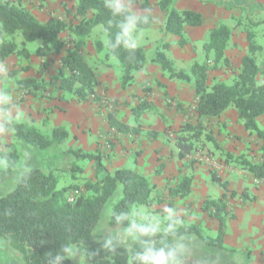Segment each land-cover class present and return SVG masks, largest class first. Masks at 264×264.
<instances>
[{
    "label": "trees",
    "instance_id": "trees-1",
    "mask_svg": "<svg viewBox=\"0 0 264 264\" xmlns=\"http://www.w3.org/2000/svg\"><path fill=\"white\" fill-rule=\"evenodd\" d=\"M114 3L106 0H77L73 16L65 23L56 17L41 22L19 0H0V61L11 56L29 58L26 44L40 41L34 55L47 58L53 53L59 56L57 74L47 84L78 101L102 103V98L95 93L100 82L84 57L92 29L100 25L106 32V46L97 44L95 49L104 50L106 58L118 59L122 73L121 87L124 89L131 85L134 73L147 64L142 48L127 45L126 26L131 23L137 29H146L152 24L150 15L135 16L123 4H120L119 9L114 8ZM172 4V0L158 2L159 10L165 14L163 32L178 37V44L185 45V28L201 26L202 15L192 10H175ZM143 7L147 8V5L143 4ZM70 13L69 10L66 15ZM64 31L72 38V46L67 51H64L65 42L61 38ZM245 35L247 52L240 60L239 70L232 72L234 78L231 84L224 81L209 83L211 71L232 67L225 55L231 29L223 24L209 31L207 41L202 46L204 61L192 65L191 76L175 71L164 52L157 51L150 62L167 73L169 79L192 83L196 98L194 111L198 117L216 118L233 108L248 135L255 136L260 142V162L251 161L244 155L234 157L223 152L207 130V125L187 122L179 127L175 136L179 159L192 153L199 142H207L223 153L226 163L235 160L239 168L264 182V128L258 123V119L264 116V84L259 82L260 76H264V61L263 66L259 67L256 59V53L263 48L256 43L254 32L247 30ZM17 36L22 39L20 47L15 42ZM164 46L168 48L167 44ZM44 83V80L24 79L18 85L36 95ZM142 106H138L134 113H140ZM51 111L48 110L49 113ZM107 121L111 128L121 134L132 131L130 126L117 121L112 113H108ZM43 123H48V116ZM2 128L22 145L21 149L34 147L48 151L69 137L63 127L54 128L51 137H47L29 123L12 118H6ZM5 146L15 149L13 144ZM69 154L94 164L95 177L86 179L82 187L68 185L59 188V179L52 170L31 167L20 173L10 191L0 196V236L8 239L10 246L21 254L26 264H79L65 256L64 248L68 246L78 248L86 264H155L157 257L163 259L165 264H212L185 254L176 240L194 236L207 247L223 248L226 220L234 217L228 211L225 194L217 199L205 200L202 205V210L218 223L215 237L203 236L198 226L185 224L180 216L170 217L165 230L138 226L132 218L133 210L154 201L156 186L134 169L116 168L108 172L103 156L98 151L88 154L77 149ZM18 157L19 154L14 150L9 154L0 150V159L7 160L10 165L6 172L16 166ZM160 167L155 170V174L160 172ZM70 171L75 175L82 172V168L72 166ZM211 180L226 191L227 182L214 172L211 173ZM191 183L190 176L182 178L168 190L169 195L175 199L186 198L190 194ZM118 187H121V195L116 199ZM71 190H74V195L73 200L69 201L68 192ZM234 196L232 192L230 197ZM109 206L111 214L100 228L101 217ZM122 229L133 232V240L129 243L113 236L112 232ZM57 256L62 259L57 260Z\"/></svg>",
    "mask_w": 264,
    "mask_h": 264
},
{
    "label": "crops",
    "instance_id": "crops-1",
    "mask_svg": "<svg viewBox=\"0 0 264 264\" xmlns=\"http://www.w3.org/2000/svg\"><path fill=\"white\" fill-rule=\"evenodd\" d=\"M39 1L42 6L41 10H58V6L55 7L56 0ZM57 1H61V12H64L65 9H70L73 12L76 7L74 0ZM107 1L123 4L137 16L150 14L154 18L151 27L161 29V38L168 43L167 50L173 58L180 59L188 53L191 60L196 57V48L192 49L191 46L197 42H201L203 46L207 41L209 31L217 27L218 20H226L233 8L241 7L250 13V9H258V3L264 5V0H177L175 3L177 10H192L202 15L201 26L185 28L184 34L189 42L183 46L177 43L178 37L162 32L164 14L159 10V0ZM143 4H146L147 8L143 7ZM26 9L41 22L48 19L42 13L43 11L37 8L27 6ZM209 14L213 15L214 19L211 24L205 26L204 18L206 15L211 16ZM245 38V33L234 28L225 53L230 63L236 66L237 71L242 56L247 52ZM190 44L192 45L190 46ZM84 57L87 64L95 70L96 77L100 82L95 93L99 97L105 95L107 99L111 100L112 107H114L112 112L101 107L99 103L67 98L66 94L62 92L61 101L59 99L49 101L34 98L31 93H28V90L21 89L18 83L24 79H39L41 81L45 79L44 81H47L49 74L46 71L49 68L46 70L40 64L47 61L48 57L41 58L30 54L29 58L24 59L23 57L11 56L5 61H0V124L5 117L20 122L28 123L35 120L39 123L48 116L43 109H47L48 112L52 108L48 122L51 120L56 127L63 128H66L67 124H71L72 135L68 134L74 139L79 149L88 154L100 152L108 172L116 168H126L127 162L132 160L134 170L147 178L149 177L150 182L156 186V191L153 194L154 201L151 203L154 209L165 207L163 203H159L160 206L156 204L158 203L156 197L160 196L167 188L178 184L179 177L190 176L192 178L190 194L184 199H177L186 201L185 208L182 209L181 213V207L177 206V212L172 217H182L185 224L196 225L201 229V232L203 228L207 232H217L218 229L217 221L202 210L203 202L220 198L225 194L228 200L227 205L230 202L233 205V207H227L229 213L234 217L226 220L223 246H236V238L240 236V232L245 231L241 224L243 218L250 220L248 225L249 228H252L251 226H257L259 220L264 217V182L257 181L250 173L241 168L235 169V171H221L218 176L222 181L227 182L225 191L218 184L212 182L211 174L204 172L206 169L204 166L197 164L190 166L187 163V157L179 159L176 140L169 139L167 133L164 134L167 128L178 130L181 125L187 122L191 124L204 123L208 125L209 131L223 152L233 154L234 157L244 155L251 161L260 162V142L255 136L248 135L239 122L236 111L229 108L216 118L198 117L193 109L196 105V98L192 83L184 84L175 79H169L163 74L159 66L147 63L143 69L134 73L136 84L127 89H121L117 83L118 79L109 76V67L97 62L100 60L99 53L88 40ZM173 58L170 56V61ZM97 66L100 67V70ZM20 67L27 69L19 72ZM101 69H106V71ZM19 75L21 78H17ZM7 76H13L14 80L11 82L13 87H10L12 84L8 83L9 85H7ZM214 76L216 77V74L212 72L210 78ZM260 80L264 84V76ZM219 81L224 80L219 79ZM7 87H10L9 91L6 90ZM162 96L174 99L176 101L174 103L177 104L176 108L171 106L166 108L162 103ZM21 98L23 101L19 102ZM142 101H144V105L140 110L141 117L137 120V125L130 124L129 117L135 114V107ZM108 113H112L117 121L130 126L132 131L121 134L111 128L107 121ZM258 123L261 128H264V116L258 119ZM3 132H0L1 137L4 136ZM7 134L9 133L7 132ZM160 165L162 166L160 172L155 174V170ZM205 174L210 176L208 183L204 182L205 180L202 178ZM207 186L220 188L217 197L210 194ZM232 192L235 193L234 197H230ZM215 260L217 261V259ZM217 262L218 264H232L227 261H219V259ZM258 264H263L262 259L259 258Z\"/></svg>",
    "mask_w": 264,
    "mask_h": 264
},
{
    "label": "rangeland",
    "instance_id": "rangeland-1",
    "mask_svg": "<svg viewBox=\"0 0 264 264\" xmlns=\"http://www.w3.org/2000/svg\"><path fill=\"white\" fill-rule=\"evenodd\" d=\"M14 2H17L18 0H11ZM21 5L24 7L31 6L32 8H37L38 10H41L42 6L39 0H19ZM75 3L77 4V0H74ZM107 1V0H106ZM177 0H172V7L175 8V3ZM117 3V2H116ZM67 4V3H66ZM58 6V7H57ZM55 7L58 8V10H53V11H48V10H41L43 11L44 15H46L47 18L49 17H56L59 20H62L65 23H68L73 16V13L71 12L68 16L66 15V12L69 11L70 9H65L64 12H61V1H55ZM254 7V5H253ZM257 8V7H256ZM72 11V10H70ZM133 15V11H131ZM147 15V14H146ZM150 15V14H148ZM211 15V14H209ZM137 16V15H135ZM143 16V15H142ZM222 17V15H220ZM224 17V13H223ZM152 19V24L154 23V18L151 17ZM205 26H208L213 22V15L211 16H205ZM164 21H165V14H164ZM264 5L258 3V9H250V13H248L246 10H244L241 7L233 8L230 11V14L226 17V20H218L217 26L224 24L229 29H231V32L234 30V28H237L240 32L246 33L247 30L254 32L255 33V41L258 45H260L263 49L259 52L256 53V59H257V64L259 67L263 66V61H264ZM238 24V26H237ZM149 27L146 29H137L133 24L129 23L126 26V35H127V45L130 47H139L144 50L145 56L147 63L151 64L150 59L155 55L157 51L164 52L166 57L170 60V56L173 58L172 54L168 52V48H166L164 45L168 43L164 42V39L161 38L160 28H154V27ZM163 32V28H162ZM164 33V32H163ZM185 40L189 42L187 36L184 34L183 35ZM64 42H65V49L64 51H67V49L71 46L72 43V38L69 36L67 31H64L62 33L61 37ZM21 37L17 36L15 37V42L19 45L21 41ZM92 43L94 47H96L97 44H101L103 46H106L107 44V34L104 31L102 26H96L95 28L92 29V32L90 34V37L87 39ZM157 41V42H155ZM178 43V42H177ZM40 41H35L33 43H27L25 48L29 51L30 54L34 55V51L36 50L37 47L40 46ZM187 45V43L185 44ZM192 44H190L191 46ZM194 46H191L192 49H195V54L196 57L195 59H190L188 57V53H186L185 57H180V59L173 58L171 61L172 66L175 71H182L185 74L191 76V67L195 62H200L202 63L204 61L205 55L202 49V44L201 42H197L193 44ZM169 46V45H168ZM184 46V45H183ZM20 47V45H19ZM100 56V60L97 62L101 64H105L106 66L109 67V76L111 75L113 79H118L117 83L119 84L120 88L121 87V68L119 66V61L115 57H108L106 59L105 56V51H97ZM237 57V56H236ZM22 58V57H20ZM239 58V56H238ZM25 59V58H24ZM47 61H43L40 65L44 66V68L47 70L46 72L49 74L47 75V81L42 85V90H39L36 92V95H33L34 98L37 99H44V100H56L59 99L61 101V91L56 90L57 87L55 86H50L47 84V82L56 76L57 74V69L59 65V56L51 53L48 56ZM56 62V63H55ZM98 63V66H100ZM104 65V66H105ZM97 66V67H98ZM21 68V67H20ZM24 68V67H22ZM21 68V69H22ZM21 69L18 71L21 72ZM100 70V67H98ZM104 70V69H101ZM106 71V69L104 70ZM236 71V66L232 63V67H221L218 70H213L210 72H213V74H216V77L210 78L209 75V83H212L213 81H219V79H223L226 84H231L233 81V74L232 72ZM45 72V73H46ZM168 77L167 73H163ZM221 77H219V76ZM13 76H7L6 77V82L7 85L12 84L11 82L14 80L12 78ZM263 76H260L259 82H261V78ZM21 76L19 75V77ZM46 78V77H45ZM39 80V79H37ZM45 80V79H44ZM181 83H191V82H184L181 80H177ZM9 83V84H8ZM136 82L133 80L131 85L125 87L124 89H127L131 87L132 85H135ZM104 85H107V83H104ZM14 85L12 84L13 87ZM18 86V85H17ZM7 87L6 90L9 91V88ZM32 95V94H31ZM67 98L70 96L66 94ZM102 98V103L101 107L109 109L111 112L114 109L112 107V102L111 100L107 99L105 95H100ZM171 100L172 102H170ZM23 101L21 98L19 102ZM144 101H142L139 105H137L135 108L138 106H141ZM170 102V103H169ZM176 102L174 99L167 97V96H162V103L164 106L167 107H175L176 108ZM52 109V108H51ZM47 109H43L44 113L48 115L49 118V112L46 111ZM53 110V109H52ZM52 112V111H51ZM141 117L140 113L138 114H132L129 117V123L133 125H137V120ZM6 117L4 118V120ZM36 119V118H35ZM3 120V121H4ZM2 121V123H3ZM2 123L0 124V132L4 131L2 128ZM31 126H34L38 131L46 135L47 137H51L52 130L56 128L54 125V122L51 120L44 124L43 121L37 123L35 120L32 122H28ZM58 127V126H57ZM65 130L72 135L71 132V124H67ZM207 130H209L208 125H207ZM168 131V132H167ZM6 132V131H4ZM4 136H0V150L1 152L5 154L11 153L13 150L19 154L18 157V162L15 167H12L11 170L6 172L7 168H10V165L8 166L7 160L5 159H0V196L6 194L8 191H10L14 185L15 181L17 180V177L22 173L23 171L31 168V167H38L44 170H52L53 173L58 177L59 179V185L58 187H65L68 185H78L82 187L83 183L86 181V179H93L95 177L94 175V164H91V161L89 160H84L78 157H75L72 154H69L70 151H76L79 149V146L76 144L74 139L72 137H68L65 139L63 142L54 145L52 149L48 151H43V150H37L34 147H28L21 149L19 143L15 142L12 138V134H7L4 133ZM177 129L172 130L170 127L167 128L164 131V134L167 133V136L169 139L175 140ZM211 133V132H210ZM6 134V138H5ZM155 136V134H153ZM110 139H108L109 141ZM110 142V141H109ZM5 144H13L14 148L12 149L9 147H6ZM198 152H204L212 161L214 165L208 164L204 161H197L195 159V155ZM233 156V154H231ZM237 157V156H236ZM187 163L191 165L197 164L200 166H204L205 171L209 174L214 172L215 174L218 175L221 171H228V170H233L235 169L239 170V166L236 164L235 160H231L228 163H226L224 160V155L221 151H217L213 148L212 144L210 143H203V141L199 142L195 149L192 151L187 156ZM232 163L231 165H228ZM72 166H78L82 168V172L76 173L75 175L71 173L70 167ZM216 166H220L217 168ZM134 164L132 160H129L126 164V168L128 169H134ZM5 170V171H4ZM74 175V176H73ZM189 175V172H188ZM186 176H181L179 177V181ZM206 182L208 183V180L210 176L208 174H205L204 177H202ZM149 181V177L147 178ZM177 184H175L172 187L167 188L160 196L156 197L158 203H156L158 206L160 204H164L165 207L161 209H154L152 207V204L148 206H140L137 209L133 210L132 213V218L133 221L136 225L138 226H150L154 227L156 229L160 230H165L166 229V221L172 217L175 212H177V206L181 207V213L182 209L185 208V200H177L174 197H171L169 195L168 190L170 188L175 187ZM210 194L212 196L217 197V195L220 192L219 187L215 186H207ZM69 197H72L74 195V190H71L68 192ZM121 195V187L117 188V195L116 199L120 197ZM158 198H161L160 200ZM167 201V202H166ZM228 201V200H227ZM160 203V204H159ZM228 207L232 206V203L230 202ZM227 207V208H228ZM186 212V211H185ZM111 214V206L107 207L101 217L99 227L102 228L106 224L107 219L109 218ZM260 219V218H259ZM250 220H243L241 221L243 233L240 232V236L236 238L235 240V245L236 246H223L222 249H214L210 248L204 245V243L196 238V237H186V238H181L176 240V243L178 247L185 252V254L189 256H194L198 257L204 261H209L212 264H218V259L219 261H227L228 263H236V264H258L259 258L262 259V263L264 264V217L259 220V224L257 226H251L252 228H249ZM113 236L117 238L118 240L122 242H127L129 243L130 241L133 240L134 234L130 230L122 229V230H116L115 232H112ZM202 235L203 236H209V237H215L216 232L214 231H209L207 232L204 228L202 229ZM234 244V243H233ZM127 245V244H123ZM75 249V255L71 258L75 263L79 264H86L85 258L83 254L76 248L75 246H72ZM217 259V261L215 259ZM0 264H26L23 259L21 254L16 251L15 249L10 246V243L8 239L0 236Z\"/></svg>",
    "mask_w": 264,
    "mask_h": 264
},
{
    "label": "clouds",
    "instance_id": "clouds-1",
    "mask_svg": "<svg viewBox=\"0 0 264 264\" xmlns=\"http://www.w3.org/2000/svg\"><path fill=\"white\" fill-rule=\"evenodd\" d=\"M114 8L119 9L121 7V5L119 3H114L112 5ZM64 253L65 256L68 258H71L75 255V249L72 246H68L66 248H64ZM62 259V257L57 256V260ZM155 264H165V261L163 259H160L159 257L155 258Z\"/></svg>",
    "mask_w": 264,
    "mask_h": 264
},
{
    "label": "built area",
    "instance_id": "built-area-1",
    "mask_svg": "<svg viewBox=\"0 0 264 264\" xmlns=\"http://www.w3.org/2000/svg\"><path fill=\"white\" fill-rule=\"evenodd\" d=\"M195 107H193V109H194ZM195 159L197 160V161H204V162H206V163H208V164H211V165H214L215 166V164L212 162V161H210V159H209V157L204 153V152H198V153H196V155H195ZM217 168H219L220 166H216ZM258 181V180H257ZM68 200L69 201H72L73 200V197H69L68 198Z\"/></svg>",
    "mask_w": 264,
    "mask_h": 264
}]
</instances>
